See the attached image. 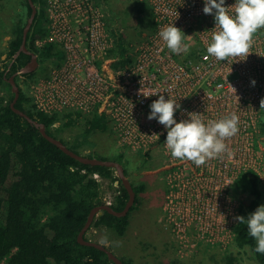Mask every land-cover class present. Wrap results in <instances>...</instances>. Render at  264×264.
I'll return each instance as SVG.
<instances>
[{"label": "built area", "instance_id": "2783aa9c", "mask_svg": "<svg viewBox=\"0 0 264 264\" xmlns=\"http://www.w3.org/2000/svg\"><path fill=\"white\" fill-rule=\"evenodd\" d=\"M141 1L152 8V30L131 46L130 62L113 68L114 38L103 7L96 0H45V34L35 44L52 42L61 55L30 84L29 94L36 109L46 113L76 108L104 114L118 145L160 158L165 180L160 219L180 251L198 241L225 245L234 240L238 222L236 179L252 171L264 186V147L258 139L264 113V29L254 34L250 54L240 58L245 60L217 61L206 52L215 21L214 14L203 13L204 0ZM234 3L225 0L224 6ZM171 24L184 33L186 53H172L158 36ZM159 95L180 105L174 113L177 122L189 113L205 123L235 113L239 131L225 141L227 151L200 167L172 158L165 146L167 129L148 119Z\"/></svg>", "mask_w": 264, "mask_h": 264}, {"label": "trees", "instance_id": "16d2710c", "mask_svg": "<svg viewBox=\"0 0 264 264\" xmlns=\"http://www.w3.org/2000/svg\"><path fill=\"white\" fill-rule=\"evenodd\" d=\"M33 1L37 12L28 31L26 45L36 53L38 62L51 58L57 63L61 52L52 42L42 46L35 44V40L45 34V0ZM10 8L12 9L11 6ZM139 8L137 10L140 12ZM30 11L27 0H18V10L13 16L10 15L12 23L5 51L7 60L0 65V264H115L104 251L82 244L77 239L90 209L106 203L100 178L108 180L113 188L114 195L110 205L116 210L124 207L128 192L115 169L105 165L82 163L66 154L10 107L13 91L7 78L30 59V54L23 51L14 57ZM2 18L3 23V15ZM110 32L114 38V46L110 51L114 57L112 67L117 68L131 61L129 47L122 34H117L112 29ZM21 76H26V80H22L24 84L20 82ZM27 79H33L31 72L15 76L19 85L16 107L43 122L49 134L60 139L72 150L122 163L123 153L109 157L84 153L79 148L85 138L86 141L93 133L109 128L104 114L95 111L84 116L76 108L52 113L39 111L28 92ZM81 118L84 121L80 132L75 136L76 142H69L62 133L75 127ZM259 126L264 133V113ZM86 143L92 144L89 140ZM124 171L126 174L125 168ZM129 179L135 191V199L128 213L117 216L103 210L94 216L84 233L85 238L94 240L87 236L88 230L92 228H108L118 236L125 234L129 224L128 214L138 203L139 193L144 190L143 182L135 183ZM262 186L257 174L252 171L239 175L233 185L234 192L240 197L238 216L247 219L257 207L264 205ZM3 208L4 220L1 218ZM234 231L233 244L239 249H248L256 264H264V255L254 251L255 241L248 235L246 224L237 222ZM120 258L123 264H131L126 258ZM225 259L231 264L234 257L226 255ZM165 264L178 263L169 261Z\"/></svg>", "mask_w": 264, "mask_h": 264}, {"label": "rangeland", "instance_id": "374dc122", "mask_svg": "<svg viewBox=\"0 0 264 264\" xmlns=\"http://www.w3.org/2000/svg\"><path fill=\"white\" fill-rule=\"evenodd\" d=\"M96 1L105 11L109 31L112 29L117 34H122L129 47V52L132 51L131 46L135 42L152 30L153 12L147 3L141 0ZM139 7L141 8L140 12L137 10ZM17 10L18 0H0V65H3L7 60L5 51L12 23L10 15L13 16ZM2 15L4 16L3 23ZM55 46L59 49L57 45ZM53 64L51 58L39 61L31 72L33 79H27L28 92L30 84L46 75ZM25 78L26 76H21L22 84H24ZM82 113L84 116L88 114ZM83 121L84 119L81 118L75 127L65 130L62 136L69 142H76L75 136L80 132ZM85 139L84 143L82 142L79 146L82 152L108 155L109 157L123 153L122 165L126 174L128 173L133 182L144 183V190L139 193L138 203L128 214L129 224L125 234L118 236L108 228H92L87 232L89 238L98 242L105 240L103 244L111 248L118 256L129 260L131 264H165L169 261H176L178 264H229L225 259L226 255L234 257L231 264L257 263L248 249H239L233 244V241L225 245L198 241L193 246H185L184 250L180 251L179 243L173 238L169 225L160 219L165 194V180L160 171V158L152 153L145 154L141 151L135 152L121 147L117 144L116 134L110 127L88 136L87 140L92 144L86 143ZM258 139L264 147V133L260 131V127ZM100 180L103 199L110 203L114 195L113 188L108 180L104 178H100ZM262 187L264 189V186ZM1 218L4 220V208Z\"/></svg>", "mask_w": 264, "mask_h": 264}, {"label": "clouds", "instance_id": "9594fccd", "mask_svg": "<svg viewBox=\"0 0 264 264\" xmlns=\"http://www.w3.org/2000/svg\"><path fill=\"white\" fill-rule=\"evenodd\" d=\"M224 5L225 0H204L203 13L214 14L215 21L206 46L207 55L217 61H228L230 58L235 61L245 60L240 58L250 54L254 34L264 29V0H235L230 7ZM158 36L172 53L179 55L188 51L184 33L173 24L160 29ZM251 83L254 86L255 80ZM179 107L174 99H165L164 95H159L151 103L148 116L149 120L157 119L167 129L165 146L171 157L192 162L197 167L205 165L208 160L220 158L227 151L225 141L239 131V118L236 114L205 123L199 114L189 113L188 119L177 122L174 113ZM260 108H264V98L260 100ZM234 219L240 224H246L248 235L255 241L254 251L264 255V205L257 207L247 219L243 216Z\"/></svg>", "mask_w": 264, "mask_h": 264}, {"label": "water", "instance_id": "95a60500", "mask_svg": "<svg viewBox=\"0 0 264 264\" xmlns=\"http://www.w3.org/2000/svg\"><path fill=\"white\" fill-rule=\"evenodd\" d=\"M27 1H28V4L30 5L31 11H30V14L27 16L26 22L23 26L21 43H20L18 50L14 53V57H16L19 54V52L23 51L25 53L30 54V59L18 71L12 73L7 78L8 82L11 85L12 91H13V98L10 101V107L14 112H16L17 114H19L20 116L25 118L29 123H31L32 125L37 127L39 129L40 133L47 140L54 143L57 147H59L66 154L72 156L73 158L77 159L78 161H80L82 163L105 165V166H109V167H112L115 169L117 176L121 179L122 184L124 185V187L126 188V190L128 192V199H127L124 207L121 210H116L110 205V203H102V204L93 206L87 215V219H86L84 225L82 226V228L80 229V231L78 233L77 239L82 244L92 245V246L104 251L107 254V257L111 261H113L115 264H123V261L120 258V256H118L114 251L109 249L105 244L98 242V241H95V240L87 239V238H85V235H84L85 231L88 229L90 223L92 222L94 216L102 213L103 210H107L108 212H110L114 215H117V216H124L128 213L131 206L133 205L134 199H135V191H134V188L132 186V183H131L129 177L125 174L124 166L122 165V163L117 161V160H113V159H103V158H99V157L87 156L85 154L78 153V152L72 150L65 143H63L60 139L49 134L45 130V125L43 122L31 117L26 112H24L22 109L15 106V103H16L18 96H19V85L17 84V82L15 80V76L17 74H20V73L32 72L39 63L36 53L33 52L32 50L28 49V47L26 45L27 34H28V31H29L31 24L33 22L34 16L37 12V7H36L34 1L33 0H27Z\"/></svg>", "mask_w": 264, "mask_h": 264}]
</instances>
